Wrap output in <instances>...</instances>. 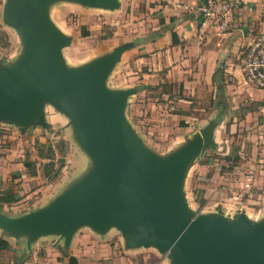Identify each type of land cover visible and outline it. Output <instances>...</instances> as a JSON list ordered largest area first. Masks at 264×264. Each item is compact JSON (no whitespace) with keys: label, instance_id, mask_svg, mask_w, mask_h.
<instances>
[{"label":"water","instance_id":"water-1","mask_svg":"<svg viewBox=\"0 0 264 264\" xmlns=\"http://www.w3.org/2000/svg\"><path fill=\"white\" fill-rule=\"evenodd\" d=\"M117 11L121 0H4L1 21L20 43L16 56L0 60V124L24 135L50 128L52 107L67 120L72 144L86 162L43 204L20 214L0 209V237L24 245L21 257L43 238L69 250L79 231L120 233L125 250L154 248L168 264H264V215L226 212L223 204L197 213L188 203L185 179L194 162L215 142L223 121L214 117L165 152H158L127 116L139 86L110 87L124 54L139 40L123 41L71 65L64 49L73 36L52 19L57 3ZM71 144V145H72Z\"/></svg>","mask_w":264,"mask_h":264},{"label":"rangeland","instance_id":"rangeland-1","mask_svg":"<svg viewBox=\"0 0 264 264\" xmlns=\"http://www.w3.org/2000/svg\"><path fill=\"white\" fill-rule=\"evenodd\" d=\"M3 1L0 0V30L7 36H3L0 42V60L9 61L18 53L20 43L16 32L1 21ZM166 3V0H122L121 8L110 12L63 2L52 7L51 17L64 32L73 36L72 45L64 49V55L69 64L75 65L161 25L158 23L161 20L158 5ZM82 29L87 35H82ZM127 78L119 65L110 76L108 85L120 86ZM174 84L171 97H162L159 88L151 90L133 97L126 111L129 120L158 152L169 150L171 142L206 124L220 108L216 98L212 97L215 84H197L194 93L185 94L187 100L182 101L177 98L178 83ZM230 85V90L234 91L236 84ZM250 88L259 90L254 86ZM233 94L228 93V99L224 101L234 113H224L223 121L216 129V144L191 166L184 191L189 205L197 213L223 204L226 212L242 208L256 219L264 215V106L250 101L246 90L237 89ZM233 106L235 109H231ZM46 119L50 125L48 130L30 129L24 135L12 126L0 124V193L9 190L20 195V200L3 204L1 210L20 214L35 208L85 169L84 154L72 144L66 118L48 107ZM182 119L188 121L187 126H179ZM38 143L43 145L40 146L43 150L51 147L55 152L57 175L52 179L44 176L46 160L37 156ZM235 149L240 158L236 165H232L233 160H227L226 156ZM23 159L35 160L36 175H29ZM250 174L251 187L246 190L244 186ZM87 230L79 231L86 240L78 242L76 248L80 257L76 264H168L166 255L154 248L125 250L121 235L115 230L99 238ZM52 241L43 238L34 243L24 264H71L61 248L52 247ZM17 246L24 249V245ZM6 253L2 252L4 261L13 256L11 251Z\"/></svg>","mask_w":264,"mask_h":264},{"label":"crops","instance_id":"crops-1","mask_svg":"<svg viewBox=\"0 0 264 264\" xmlns=\"http://www.w3.org/2000/svg\"><path fill=\"white\" fill-rule=\"evenodd\" d=\"M166 1L164 6L158 5L160 9L158 16L161 19L158 23L161 25L123 40H139L133 49L124 54L122 59L125 60H121L118 64V66L122 65L123 71L128 76L124 84L119 87L139 86L140 88L130 102L133 97L150 92L148 86L177 82L183 84V95L194 93L197 84H215L212 97L216 98V101L219 100L223 113L230 112L224 99H228V93L235 95L237 89L246 90L247 98L250 101L259 102L262 106L264 91H255L246 84L242 75V65L246 45L258 29L264 28V0H247L249 9L242 8L237 11L235 14L237 27L228 32H217L208 25L201 26V17L196 8L202 0ZM172 32L176 34V44H172ZM131 66L133 68H130ZM222 83L224 84L220 90L218 84L222 85ZM231 83L236 84L234 91L230 90ZM164 95L167 94L161 93L162 97H165ZM232 98L235 99L236 96ZM135 128L137 129L136 126ZM182 139L183 136L171 142V145L177 144ZM6 239L10 248L0 252V264L4 261L2 252L10 251L13 256L7 258L3 264L5 262L14 264L18 261L24 264L27 255L24 258L21 257V249L17 243L12 242V238ZM83 239H85L84 235L76 233L69 250L65 251L75 257L76 263L80 257L76 247ZM52 243L53 248L63 250L60 243L54 244V239ZM97 248H99L98 245L96 250ZM104 250L106 251V248Z\"/></svg>","mask_w":264,"mask_h":264},{"label":"built area","instance_id":"built-area-1","mask_svg":"<svg viewBox=\"0 0 264 264\" xmlns=\"http://www.w3.org/2000/svg\"><path fill=\"white\" fill-rule=\"evenodd\" d=\"M249 9L247 0H202L197 6L201 26H212L217 32L235 29V14ZM242 75L246 84L264 91V28L258 29L244 50ZM245 189L251 187L252 175L247 177Z\"/></svg>","mask_w":264,"mask_h":264},{"label":"trees","instance_id":"trees-1","mask_svg":"<svg viewBox=\"0 0 264 264\" xmlns=\"http://www.w3.org/2000/svg\"><path fill=\"white\" fill-rule=\"evenodd\" d=\"M82 35H87V32L82 29L81 30ZM3 36H7V34L3 31L0 30V42L3 41ZM171 39H172V44H176L177 43V39H176V34L174 32L171 33ZM5 44V42H3ZM223 84H218V89L221 90V88L223 87ZM176 84L171 83H163V84H159L157 86H148V90H156V89H160V93H165L168 95V97L172 96V92H171V88H174ZM178 94L179 96L177 98H181V99H186L185 96L183 95V84L179 83L178 85ZM212 105L215 102L214 100L211 101ZM262 106H264V103H262ZM188 125L187 121H184L183 119L180 120L179 122V126L181 127H185ZM39 144V143H38ZM43 146L42 144H39V149L37 150V156L39 157V159L41 160H46V162H44L43 164V169H44V173H45V177L48 179H52V177H55L57 175L55 169H54V150L49 147L46 150H43V148L41 147ZM212 148V147H211ZM240 156L237 153V149L233 150L229 155L226 156L227 160H233L232 165H236L237 161L239 160ZM23 165L25 166V168L28 170L29 175L30 176H34L36 175V170H35V160L34 161H30L28 159H23ZM18 200H20V196H18L17 194L10 192L9 190H5L4 192L0 193V206L4 205H10L12 203L17 202ZM10 248V244L8 242V240L4 237H0V252L3 250H8ZM62 254L64 256H69L70 260H71V264H75L76 263V259L74 258V256L72 255H68L65 250H61ZM14 264H23L22 261H18Z\"/></svg>","mask_w":264,"mask_h":264}]
</instances>
